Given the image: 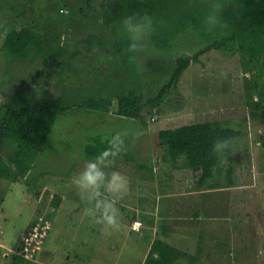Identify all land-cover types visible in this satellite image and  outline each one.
Here are the masks:
<instances>
[{
	"label": "rangeland",
	"instance_id": "1",
	"mask_svg": "<svg viewBox=\"0 0 264 264\" xmlns=\"http://www.w3.org/2000/svg\"><path fill=\"white\" fill-rule=\"evenodd\" d=\"M119 2L31 0L13 11L7 0H0V107L35 99L66 106L28 176L16 182L0 180V264H143L148 243L126 224L137 218L133 206L142 198L148 204L156 198L154 192L171 190L172 169L156 160V155L168 154L161 142L166 128L198 122L221 123L232 141L231 158L215 169L212 180L221 189L201 200V215L215 221V228L201 227V245L214 247L212 241L218 240L215 255L220 264H264V53L251 59L238 41L227 50L201 53L216 40V29L209 30L204 19L193 24L175 20L174 10L170 25L151 28L143 47L129 52L124 49L127 34L110 21ZM165 29L170 31L168 40L156 44L153 38ZM231 30L232 25L220 30L217 39ZM92 34L102 40L87 52L80 40ZM180 59H190V64L169 85L159 106H144L138 120L110 117L120 96H157L172 81ZM89 99L111 103L109 113L82 106ZM116 133L122 134L124 144L105 171L126 175L130 190L115 201L119 228L104 229L86 213L88 205L71 179L85 162L110 148ZM102 145L107 146L102 152L95 149L94 157L87 156L88 146ZM193 177L190 174L192 186L182 191L194 188ZM127 199L129 205H124ZM35 227L46 231L38 247L25 239ZM165 229L159 219L156 231L163 238ZM188 242L185 245L194 249L197 243ZM169 246L171 252L164 243L156 246L161 256L155 258L153 252L147 264H164L170 254L184 257L175 245ZM200 255L199 264L212 257L204 249ZM186 259L192 261L191 256Z\"/></svg>",
	"mask_w": 264,
	"mask_h": 264
},
{
	"label": "trees",
	"instance_id": "2",
	"mask_svg": "<svg viewBox=\"0 0 264 264\" xmlns=\"http://www.w3.org/2000/svg\"><path fill=\"white\" fill-rule=\"evenodd\" d=\"M7 1L13 11L31 2V0ZM192 1L191 3L189 0H120L115 15L110 21L118 29L122 26L120 23L125 17L135 15L139 18L146 15L152 20L151 28L157 30L160 25L171 24L170 19L174 20L171 17L174 10L173 14L177 16L174 17L175 20H184L193 24L203 20L204 15L210 11L211 5L219 2L223 4L222 24L212 33L216 40L201 53L211 49L227 50L229 47H234V44L230 46L232 42L238 41L244 45L245 53L251 59L261 57L264 53V0ZM188 4H191L190 8ZM227 21H230V24ZM230 25H232L231 33L217 39L219 31ZM169 35L170 31L165 29L153 39L157 44L167 41ZM101 40V37L92 34L80 40V44L90 52L97 49ZM189 64L190 59H180L179 68L172 81L155 97L144 100L143 96L133 92L120 96L115 113L124 117L139 118L144 106H159L169 85L176 81ZM82 106L110 111L111 103H107L104 99H89L83 102ZM65 107L58 100L37 99L22 104L7 103L0 107V180L16 182L28 176L35 167L36 154L48 141L58 116ZM166 133V138L161 142L167 150V155L174 161L183 156L189 166L200 174L197 181L199 186L209 184L215 176V169L225 159L231 158V136L227 127L221 123L198 122L168 129ZM223 138L230 140L231 149L221 154L214 153L213 142ZM105 147L107 146L95 148L88 146L87 156L94 157L95 149V153L99 154ZM119 155L120 152L116 157ZM210 185L214 186V184Z\"/></svg>",
	"mask_w": 264,
	"mask_h": 264
},
{
	"label": "crops",
	"instance_id": "3",
	"mask_svg": "<svg viewBox=\"0 0 264 264\" xmlns=\"http://www.w3.org/2000/svg\"><path fill=\"white\" fill-rule=\"evenodd\" d=\"M88 52V51H87ZM109 113V111H105ZM119 117V119H129V117H124L118 114H110V117ZM134 120H138V118H131ZM172 128H176L175 126H171ZM180 127V126H179ZM142 128L138 127V130L141 131ZM149 128L144 127L143 130L144 132H147ZM171 129L170 127L166 128ZM143 132V133H144ZM154 135V133H153ZM155 137V135H154ZM161 152H162V148ZM158 154L156 155V160L159 163L158 165H161L160 162L163 160L166 165L169 167L170 172V177L168 178V183L171 185V190L169 188V191H157L156 193V198L154 199L153 202L146 204L147 201H145V198L141 199L139 202L140 204L136 207L133 206L134 210L138 213L137 217L135 220H140L142 222V226L139 230H134L131 225L133 224V220L131 222H127V227L129 230L139 233L138 236H140V240L148 243L146 253L144 255L143 259V264H147V260L151 258L153 252L155 254V258L160 257L161 254L159 255L156 253L154 250L156 246H161L164 243V248L166 252H171L173 249L169 245H175L176 248L180 253V256L182 257H174L173 254L171 256L168 255L167 260L168 262L164 264H199L196 261V258L202 257V255L199 256V252L203 249L208 250L212 257L209 255V257H205L206 264H220V259L216 258V253L219 252L217 242L218 240H213L212 243H214V247H212L210 244L209 245H201V240H202V234L199 233L201 232V227L204 226L205 228L207 227H214L215 228V221L210 219V218H204V215H201V211L203 210V205H202V199L204 194L212 193V190L214 189H221V188H216L214 185L211 186L210 184H214L212 180L209 181V184L207 183L206 185L199 186L197 184V181L199 179L200 174L196 171H194L190 166H188L186 163L183 162L182 159H185L183 156L180 157L177 161H174L173 159L170 158L169 155H165V153ZM118 158V157H116ZM166 158V159H165ZM165 159V160H164ZM168 159V160H167ZM186 160V159H185ZM183 163V164H181ZM186 164V165H185ZM164 169V168H163ZM168 170V169H165ZM190 174H192L193 180H194V188H192L190 191L182 189L184 186H189L191 187V181L192 179L190 178ZM160 184V182H159ZM183 187V188H182ZM137 194V191H132ZM147 192V190L144 188V193ZM140 192H138L139 194ZM147 194V193H145ZM150 194V192L148 193ZM153 194V192L151 193ZM164 200V201H163ZM202 200V201H201ZM128 203L122 202L124 205H129V199H127ZM200 201V202H199ZM129 208H132L129 206ZM132 208V209H133ZM206 209L208 210L209 207L208 205L206 206ZM189 210H193L192 215L188 216L187 214H183L178 216L179 213L177 212H186ZM164 212V216H161V213ZM198 212V213H197ZM143 214H149L150 218L145 219ZM143 216V217H142ZM207 216V215H205ZM159 219L162 220V223L164 226H166V229L163 230V234L165 235L164 238L161 237L162 233L156 231L158 224H159ZM209 221L207 224V221ZM125 223V222H124ZM214 225V226H212ZM197 231V233H196ZM147 232L149 234L148 236H145L144 233ZM187 232L191 233V238H188ZM161 237V238H159ZM162 239V240H161ZM165 239L166 241H163ZM188 241H194L195 247L189 248V246H186V243H189ZM168 244V245H167ZM170 247V248H169ZM214 254V255H213ZM195 255V256H194ZM188 256V257H187ZM192 257V261L186 262V258ZM159 261L162 262V260L159 259Z\"/></svg>",
	"mask_w": 264,
	"mask_h": 264
},
{
	"label": "clouds",
	"instance_id": "4",
	"mask_svg": "<svg viewBox=\"0 0 264 264\" xmlns=\"http://www.w3.org/2000/svg\"><path fill=\"white\" fill-rule=\"evenodd\" d=\"M223 4L214 2L204 18L206 27L211 30L222 24L220 14ZM122 29L129 40L127 51L133 52L143 47V40L151 29L152 20L148 16L137 18L135 15L125 17L121 21ZM110 148L85 162L83 169L72 177L71 183L88 207L86 213L104 229H118L119 221L115 201L123 198L129 192V178L119 171L110 173L105 168L110 167L124 144L121 133H116L110 140ZM231 149L227 138L216 139L212 144V151L217 154Z\"/></svg>",
	"mask_w": 264,
	"mask_h": 264
},
{
	"label": "built area",
	"instance_id": "5",
	"mask_svg": "<svg viewBox=\"0 0 264 264\" xmlns=\"http://www.w3.org/2000/svg\"><path fill=\"white\" fill-rule=\"evenodd\" d=\"M142 226V222L140 220H135L132 224V228L134 230H139ZM46 236V231L39 230L37 227L34 228L32 232V236L30 238H25L26 241H30V244L35 243L38 247L40 244H42L44 237Z\"/></svg>",
	"mask_w": 264,
	"mask_h": 264
}]
</instances>
